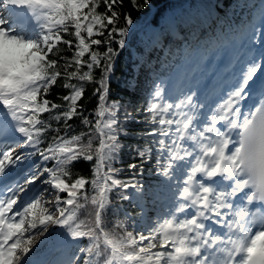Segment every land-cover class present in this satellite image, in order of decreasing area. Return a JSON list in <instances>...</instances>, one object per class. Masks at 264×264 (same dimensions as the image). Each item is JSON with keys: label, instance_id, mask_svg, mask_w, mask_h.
I'll use <instances>...</instances> for the list:
<instances>
[{"label": "snow or ice", "instance_id": "1", "mask_svg": "<svg viewBox=\"0 0 264 264\" xmlns=\"http://www.w3.org/2000/svg\"><path fill=\"white\" fill-rule=\"evenodd\" d=\"M129 3L132 9L145 6ZM0 4L8 9V19L0 15V264H43L40 245H66L69 239L75 251L59 264H264V54L250 60L212 106L195 102V92L166 98L157 85L135 113L121 112V102L109 97L134 23L124 0ZM62 46L71 57L61 55ZM58 81L68 90L57 94L61 104L48 98ZM88 83L97 85V107L85 115L79 101ZM253 85L259 106L245 113L241 104L253 95ZM77 117L88 131L70 134L75 126L69 121ZM130 123L148 131L135 133L143 145L127 146L137 162L125 169L120 138L132 134ZM153 153L156 174L170 182L168 213L147 234L134 235L135 224L128 230L126 213L115 225L122 234L105 230L107 209L115 214L129 189L143 191L139 177ZM81 159L95 161L93 177L77 174L72 180L71 165ZM125 171L128 177L120 178ZM37 183L47 188L24 203ZM89 203L91 224L79 215Z\"/></svg>", "mask_w": 264, "mask_h": 264}, {"label": "trees", "instance_id": "2", "mask_svg": "<svg viewBox=\"0 0 264 264\" xmlns=\"http://www.w3.org/2000/svg\"><path fill=\"white\" fill-rule=\"evenodd\" d=\"M264 0H139V9H132L129 0H124V11H131L134 20L129 26V34L126 37V48L120 50V55L116 62L115 73L111 78L110 97L121 102L124 106L123 112L127 109L135 113L136 108L141 107L146 101L151 99L156 86L165 89L172 78H176V89L179 91L185 84L186 76L190 68L201 62L205 55V50L214 43H219L229 35H240L242 31L251 24L258 16L261 4ZM99 11H104L101 3ZM173 11V21L163 22L168 14ZM71 30V29H70ZM71 38V37H65ZM61 55L71 57L72 53L67 50ZM103 52V47L99 49ZM84 59H88L86 55ZM99 70L94 69V77L98 78ZM62 81H58L56 87L48 97L56 103H64L56 99L57 94L66 95L68 90L60 86ZM97 85L88 83L84 98L79 104L85 106L87 110H94L97 107V99L92 95L93 89ZM167 98V97H166ZM48 113L42 114V118H47ZM63 125V121L60 122ZM74 125L73 133L79 134L88 131L81 124V118H74L69 121ZM53 121V127H55ZM129 132L127 137L122 136L125 147L120 153L122 166L127 169V165L137 162L133 159L132 151L128 145H143V139H137L135 133L138 131H148L145 125L140 123H130L126 125ZM154 127V126H149ZM63 132V128H61ZM53 135L49 132L48 136ZM87 137H85V140ZM147 139H151L150 137ZM93 147H98V140H94ZM155 153L152 161L144 165L145 171L139 177L143 184V191L137 192L134 189L128 190L129 199L118 201L117 212L109 207L102 215L105 230L115 231L122 234L124 229L115 227L118 221H123L125 213L128 220V230L135 224L134 235L137 232L147 234L149 228L154 227V222L163 219V212L167 211L171 204L169 195V183L164 177L156 174L153 167L155 163ZM83 159L71 165V179L74 180L77 174L91 179L93 177L92 165ZM51 166V165H50ZM121 167L120 163L114 165ZM120 178L128 177V171L119 174ZM88 186H86L87 188ZM92 194L91 192L89 193ZM112 200H116L112 194ZM93 208L90 203L80 212V219L91 224L93 219ZM61 229L58 231L60 232ZM87 243V241H83ZM147 243V242H145ZM51 243L40 245L41 250H48ZM60 246L53 252L51 260L66 251L70 255L75 251L74 242L69 241L66 246ZM40 250V251H41ZM103 259V258H101ZM50 260V261H51Z\"/></svg>", "mask_w": 264, "mask_h": 264}, {"label": "rangeland", "instance_id": "3", "mask_svg": "<svg viewBox=\"0 0 264 264\" xmlns=\"http://www.w3.org/2000/svg\"><path fill=\"white\" fill-rule=\"evenodd\" d=\"M16 11L23 10L17 9ZM22 19H26V17ZM167 21H173V11L168 14L163 22ZM262 33H264V1L261 4V9L258 16H256L254 21L249 24L239 36L236 34L229 35V37L221 41L220 44H217L216 46L214 44L212 47H210L211 49L208 47L205 50V55L202 61L196 62L190 68L183 87L179 91L176 89V78L174 77L166 87L164 96L175 100L179 97H182L185 93L195 92V102H206L208 105H214L224 93V83L219 77L223 76L226 72L230 73L231 70L238 65V59H249L250 54H264V37H262ZM245 51L249 52V54L244 55ZM211 70H215V72L218 73L217 78H207V75ZM209 95H211V97H209ZM206 110L207 108L203 109L202 111L206 112ZM16 151L20 152L22 149L17 148ZM30 163L31 162H26L25 165L20 167L19 171H22L23 168L27 167ZM19 171L17 172V175L19 174ZM46 188L47 185L41 183H37L36 185L32 186L28 196L23 198V202L27 203V201L35 193H39ZM43 195L44 199L48 200V192L43 191ZM169 195L171 196L170 201L172 203L171 189L169 190ZM167 213L168 210L163 212V215L165 216ZM53 227L56 228L57 232L60 230L58 226ZM40 239V237H37V243H39ZM58 245L64 244H57V246ZM54 246L56 245L51 244L46 251L44 249H40L41 251H39L38 258L43 261V264H59L60 261L64 260L70 255L66 251H63L60 256L53 258L52 263H50L49 260L53 256Z\"/></svg>", "mask_w": 264, "mask_h": 264}, {"label": "bare ground", "instance_id": "4", "mask_svg": "<svg viewBox=\"0 0 264 264\" xmlns=\"http://www.w3.org/2000/svg\"><path fill=\"white\" fill-rule=\"evenodd\" d=\"M0 15H3V16H5V18L6 19H8V10L7 9H5L4 7H3V5L2 4H0ZM17 31H19V29H17ZM255 53V52H254ZM257 55V57H259L260 56V54H256ZM237 75H235V77H236ZM217 78L218 77V73L217 72H215V70H211L210 71V73L207 75V78H209V79H211V78ZM234 80V79H233ZM233 82H230L229 83V87L231 86V84H232ZM228 87V88H229ZM228 89H226V91H227ZM209 97H211V95H209ZM252 101H253V98H249V99H247L245 102H242V104L243 103H252ZM241 104V108L243 109V105ZM208 106H212V104H210V105H208ZM206 111H208V108H207V110ZM243 111L245 112V113H247L248 111L247 110H244L243 109ZM189 211H191V210H189ZM63 248H65L64 246H63ZM64 251V250H63Z\"/></svg>", "mask_w": 264, "mask_h": 264}]
</instances>
